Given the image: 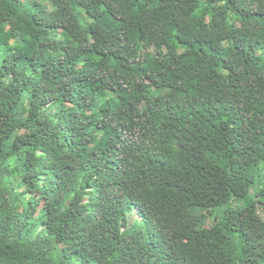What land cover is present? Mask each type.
Masks as SVG:
<instances>
[{
  "label": "trees",
  "instance_id": "1",
  "mask_svg": "<svg viewBox=\"0 0 264 264\" xmlns=\"http://www.w3.org/2000/svg\"><path fill=\"white\" fill-rule=\"evenodd\" d=\"M0 264H264V0H0Z\"/></svg>",
  "mask_w": 264,
  "mask_h": 264
}]
</instances>
